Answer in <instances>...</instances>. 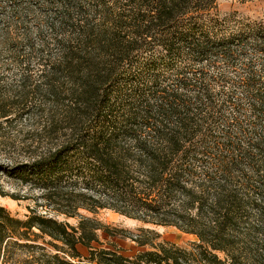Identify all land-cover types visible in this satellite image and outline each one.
<instances>
[{
  "label": "trees",
  "instance_id": "trees-1",
  "mask_svg": "<svg viewBox=\"0 0 264 264\" xmlns=\"http://www.w3.org/2000/svg\"><path fill=\"white\" fill-rule=\"evenodd\" d=\"M23 121L29 152L0 172L40 203L0 206V264H264V14L0 0V145ZM100 210L195 241L140 228L125 256Z\"/></svg>",
  "mask_w": 264,
  "mask_h": 264
},
{
  "label": "rangeland",
  "instance_id": "rangeland-1",
  "mask_svg": "<svg viewBox=\"0 0 264 264\" xmlns=\"http://www.w3.org/2000/svg\"><path fill=\"white\" fill-rule=\"evenodd\" d=\"M218 10L221 15L229 14L234 11L250 19H256L264 14V0H252L242 3L240 0H216ZM11 72L10 74H12ZM10 132V145H0V163L11 164L8 161V156L11 159L15 158L18 161L29 152V148L25 146L20 139H22L27 132H29L30 123L23 121L15 124ZM37 191L29 189L27 186L20 184L18 181L8 178L0 172V206L4 207L11 216L24 219L29 214V209L35 206V202H39ZM40 213H43L42 208H38ZM85 216L91 217L88 213H83ZM60 220H65L72 226L77 225L76 219H65L62 216L58 217ZM94 218L107 225L110 230H122L129 235L119 233L117 236H108L103 232H98L99 240L103 248L115 247L125 256H132L137 251L141 250L136 244L131 241L130 236L138 234L140 228H150L159 234V241L167 244H174L179 247H186L195 238L190 235L182 234L173 228L162 226L145 225L133 219L118 215L110 210H100ZM113 231V232H114ZM128 236V237H127Z\"/></svg>",
  "mask_w": 264,
  "mask_h": 264
}]
</instances>
